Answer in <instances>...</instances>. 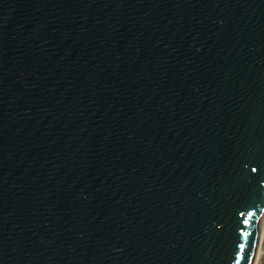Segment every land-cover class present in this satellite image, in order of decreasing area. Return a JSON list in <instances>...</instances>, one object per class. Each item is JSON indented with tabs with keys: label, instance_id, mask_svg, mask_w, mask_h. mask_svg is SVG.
Wrapping results in <instances>:
<instances>
[{
	"label": "water",
	"instance_id": "95a60500",
	"mask_svg": "<svg viewBox=\"0 0 264 264\" xmlns=\"http://www.w3.org/2000/svg\"><path fill=\"white\" fill-rule=\"evenodd\" d=\"M263 211L264 0H0V264H249Z\"/></svg>",
	"mask_w": 264,
	"mask_h": 264
},
{
	"label": "bare ground",
	"instance_id": "6f19581e",
	"mask_svg": "<svg viewBox=\"0 0 264 264\" xmlns=\"http://www.w3.org/2000/svg\"><path fill=\"white\" fill-rule=\"evenodd\" d=\"M263 234H264V211L261 216L259 227L256 233L255 244L249 259V264H257L259 258V252H260L261 239Z\"/></svg>",
	"mask_w": 264,
	"mask_h": 264
},
{
	"label": "snow or ice",
	"instance_id": "6c2138e0",
	"mask_svg": "<svg viewBox=\"0 0 264 264\" xmlns=\"http://www.w3.org/2000/svg\"><path fill=\"white\" fill-rule=\"evenodd\" d=\"M254 171H255V169H254ZM240 215L243 217V216L245 215V213H244V212H241ZM247 215H248L249 217H251V216L254 215V213H252V212H248ZM244 223L247 224L248 221L245 220ZM251 248H252V244H251V240H250V241H249V245H248V249H247V251H245L244 256L242 257L243 260H245V261L247 260V253H248L249 251H251Z\"/></svg>",
	"mask_w": 264,
	"mask_h": 264
},
{
	"label": "rangeland",
	"instance_id": "374dc122",
	"mask_svg": "<svg viewBox=\"0 0 264 264\" xmlns=\"http://www.w3.org/2000/svg\"><path fill=\"white\" fill-rule=\"evenodd\" d=\"M257 264H264V234L261 239L260 252Z\"/></svg>",
	"mask_w": 264,
	"mask_h": 264
}]
</instances>
